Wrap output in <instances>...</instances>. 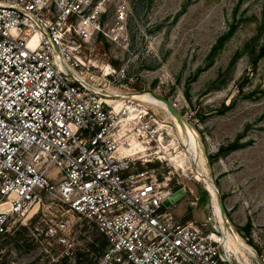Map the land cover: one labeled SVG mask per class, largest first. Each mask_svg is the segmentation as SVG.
Here are the masks:
<instances>
[{
  "label": "built area",
  "instance_id": "2783aa9c",
  "mask_svg": "<svg viewBox=\"0 0 264 264\" xmlns=\"http://www.w3.org/2000/svg\"><path fill=\"white\" fill-rule=\"evenodd\" d=\"M110 1L0 0V229L52 199L104 235L98 264H254L255 251L209 190L206 220L183 221L164 201L180 188L195 205L200 197L170 175L138 169L136 152L121 148L134 139L126 136L132 121L149 146L159 129L148 106L118 101L125 94L116 85L133 80L126 67L82 56L98 34L122 39L128 8L118 0L106 28ZM52 166L63 175L59 184L48 177ZM67 228L57 218L45 236L70 246Z\"/></svg>",
  "mask_w": 264,
  "mask_h": 264
},
{
  "label": "rangeland",
  "instance_id": "374dc122",
  "mask_svg": "<svg viewBox=\"0 0 264 264\" xmlns=\"http://www.w3.org/2000/svg\"><path fill=\"white\" fill-rule=\"evenodd\" d=\"M117 1L105 7L106 28L115 22ZM121 1L128 8L122 39L98 34L82 52L84 59L126 67L133 80L116 85L125 94L118 101L144 104L157 118L151 146L132 121L126 136L134 139L121 148L136 152L138 169L170 175L172 184L200 197L195 205L189 192L169 207L183 221L206 220L210 191L229 226L255 251L253 263L264 264V0ZM62 176L56 166L48 171L56 184ZM61 217L70 246L45 236ZM106 241L68 203L46 199L7 218L0 264H98Z\"/></svg>",
  "mask_w": 264,
  "mask_h": 264
},
{
  "label": "water",
  "instance_id": "95a60500",
  "mask_svg": "<svg viewBox=\"0 0 264 264\" xmlns=\"http://www.w3.org/2000/svg\"><path fill=\"white\" fill-rule=\"evenodd\" d=\"M167 106L169 110L174 114V116H176L179 120H181L179 114L174 110V108L169 103H167ZM185 194H186L185 190L183 188H180L176 190L173 194H171L170 197L164 201V203L167 207H170L173 203L181 199Z\"/></svg>",
  "mask_w": 264,
  "mask_h": 264
},
{
  "label": "bare ground",
  "instance_id": "6f19581e",
  "mask_svg": "<svg viewBox=\"0 0 264 264\" xmlns=\"http://www.w3.org/2000/svg\"><path fill=\"white\" fill-rule=\"evenodd\" d=\"M196 178L198 179V180H200L201 179V177H200V174L199 175H196ZM213 186L215 187V189H216V186L213 184ZM1 207H5V204H2L1 205ZM217 209L220 211V209L217 207Z\"/></svg>",
  "mask_w": 264,
  "mask_h": 264
},
{
  "label": "trees",
  "instance_id": "16d2710c",
  "mask_svg": "<svg viewBox=\"0 0 264 264\" xmlns=\"http://www.w3.org/2000/svg\"><path fill=\"white\" fill-rule=\"evenodd\" d=\"M106 246H107V241L105 242V248H106ZM105 248H104V250H105Z\"/></svg>",
  "mask_w": 264,
  "mask_h": 264
}]
</instances>
